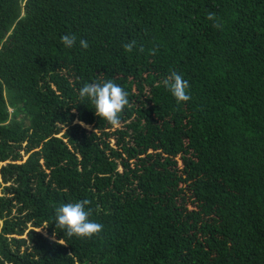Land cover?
Returning a JSON list of instances; mask_svg holds the SVG:
<instances>
[{
    "label": "trees",
    "instance_id": "16d2710c",
    "mask_svg": "<svg viewBox=\"0 0 264 264\" xmlns=\"http://www.w3.org/2000/svg\"><path fill=\"white\" fill-rule=\"evenodd\" d=\"M108 79L118 125L78 95ZM0 264H264V0H0Z\"/></svg>",
    "mask_w": 264,
    "mask_h": 264
},
{
    "label": "clouds",
    "instance_id": "9594fccd",
    "mask_svg": "<svg viewBox=\"0 0 264 264\" xmlns=\"http://www.w3.org/2000/svg\"><path fill=\"white\" fill-rule=\"evenodd\" d=\"M60 39L66 48H72L76 43L74 34H64ZM79 43L83 48L88 47L86 40L81 39ZM134 43V41L126 43L124 48L131 51ZM164 84L177 103L190 99L189 82L181 74L173 71L165 79ZM78 95L81 101L87 100L93 105L96 116L105 119L112 125L119 124V114L129 104L128 92L111 79L84 83L80 87ZM89 203L88 199H82L56 206L52 221L55 228H59L68 238L73 236L87 238L99 233L103 225L89 219L90 209L87 208Z\"/></svg>",
    "mask_w": 264,
    "mask_h": 264
},
{
    "label": "rangeland",
    "instance_id": "374dc122",
    "mask_svg": "<svg viewBox=\"0 0 264 264\" xmlns=\"http://www.w3.org/2000/svg\"><path fill=\"white\" fill-rule=\"evenodd\" d=\"M28 155H29L28 153L23 152V159L25 160L28 157ZM2 164H3V162H2ZM37 230L42 231L44 234H47V231L43 227L37 228Z\"/></svg>",
    "mask_w": 264,
    "mask_h": 264
}]
</instances>
